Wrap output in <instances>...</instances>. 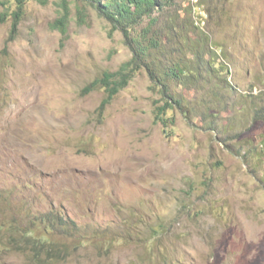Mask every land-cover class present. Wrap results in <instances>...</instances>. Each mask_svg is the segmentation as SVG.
Wrapping results in <instances>:
<instances>
[{
    "label": "rangeland",
    "instance_id": "374dc122",
    "mask_svg": "<svg viewBox=\"0 0 264 264\" xmlns=\"http://www.w3.org/2000/svg\"><path fill=\"white\" fill-rule=\"evenodd\" d=\"M59 3L30 0L15 37L0 22V211L62 206L105 237L55 264H264V0H177L182 40L206 56L185 51L195 70L173 83L183 107L167 128L146 70L99 114L107 94L84 89L132 53L94 10L80 26L74 4L62 46Z\"/></svg>",
    "mask_w": 264,
    "mask_h": 264
},
{
    "label": "trees",
    "instance_id": "16d2710c",
    "mask_svg": "<svg viewBox=\"0 0 264 264\" xmlns=\"http://www.w3.org/2000/svg\"><path fill=\"white\" fill-rule=\"evenodd\" d=\"M29 1L0 0V4L5 7V11L0 14V22H11V37L17 35ZM39 2L47 5L49 0ZM73 4L79 14L80 26L87 24V11L94 10L100 18L109 22L112 31L122 33L124 43L132 53L131 60L124 63L120 70L105 73L84 89L85 94L97 88L104 89L107 97L101 103L99 114L105 113L115 96L128 87L140 70H146L153 82V90L160 97L162 95L156 103L158 105L163 102L157 106L156 123L167 128L168 123L174 121L173 110L183 107L175 97L173 83L188 86L192 71L195 70V62L187 60L186 52L196 56L199 66L204 65L203 54L206 56L201 51L193 52V47L187 43L189 41L182 40L184 30L177 21V0H60V16L51 23L50 28L62 34V46L68 39ZM162 17H165V21H162ZM148 21L149 24L143 26ZM173 37L183 45V48H179L181 55L174 58L176 50L168 52L165 49L166 38L173 40ZM184 42L187 44L184 45ZM204 42L203 39V44ZM207 50H210L209 46ZM163 57L170 61L164 63ZM257 118H264V108L257 112ZM262 181L264 182V177ZM3 200L9 212L0 211V259L5 253L18 252L27 256L29 264H55L80 250L86 243H95L97 246L105 239L100 236L93 241L87 234H82L80 226L65 213L62 206L55 208L50 205L44 213L30 214V204L27 201L14 206L6 199Z\"/></svg>",
    "mask_w": 264,
    "mask_h": 264
},
{
    "label": "bare ground",
    "instance_id": "6f19581e",
    "mask_svg": "<svg viewBox=\"0 0 264 264\" xmlns=\"http://www.w3.org/2000/svg\"><path fill=\"white\" fill-rule=\"evenodd\" d=\"M101 17V16H100Z\"/></svg>",
    "mask_w": 264,
    "mask_h": 264
}]
</instances>
